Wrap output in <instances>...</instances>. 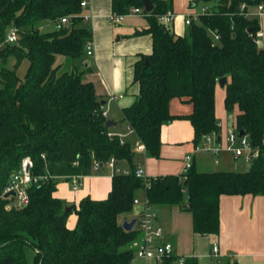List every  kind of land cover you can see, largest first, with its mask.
Instances as JSON below:
<instances>
[{"label": "trees", "instance_id": "trees-1", "mask_svg": "<svg viewBox=\"0 0 264 264\" xmlns=\"http://www.w3.org/2000/svg\"><path fill=\"white\" fill-rule=\"evenodd\" d=\"M82 1L0 0V264H131L138 223L125 231L119 219L133 211L138 190L152 207L177 205L189 211L195 236L219 233L221 196H264V50L248 32L259 28L257 21L240 12L242 3L254 6L264 0L192 2L212 5L213 13L200 16L182 36L158 22L172 13L173 0H151L153 10L144 13L145 25L133 36L150 35L152 51L134 64L139 91L122 109V121L144 145L146 156L159 158L162 126L180 118L169 112L173 99L192 105V113L183 118L192 126L196 146L204 136L218 135L214 94L221 78L226 79L225 111L238 110L234 127L248 135L259 155L245 172H199L191 165L179 175L147 177L146 184L135 175L131 143L108 136L105 100L83 81L91 33L84 25ZM141 7V0H111L117 15ZM62 18L66 24H59ZM43 23L57 27L41 32ZM10 27L18 29L13 44L5 42ZM63 58L72 61V68L62 72ZM24 60L28 67L19 77ZM10 61L14 64L7 69ZM25 157L32 162V176L50 178L31 185L27 205L19 207L13 197L4 198V189ZM111 158L131 170L113 173L105 199L84 198L67 212L70 206L54 196V178L90 176L94 164L100 171ZM73 213L76 223L70 229ZM177 259L172 254L158 264H177ZM184 264L196 261L185 259Z\"/></svg>", "mask_w": 264, "mask_h": 264}, {"label": "crops", "instance_id": "crops-1", "mask_svg": "<svg viewBox=\"0 0 264 264\" xmlns=\"http://www.w3.org/2000/svg\"><path fill=\"white\" fill-rule=\"evenodd\" d=\"M199 0H173L172 13L175 18L172 22L171 31L179 36L185 32L186 26L183 19L192 2ZM87 6L83 9L86 16L84 25L91 33L93 54L85 57L84 67L88 71L83 75V81L91 82L99 98L105 100L107 120L116 123L110 127L111 134L124 135L123 140L129 141L133 147L134 157L132 164L135 169H142L144 175L149 178L163 175H179L183 173L184 158L191 156V164L199 172L233 171L245 172L249 164L242 159H236L227 152L218 155L207 153H195L196 144L193 141V129L189 121L183 117L192 113V105L180 99H173L169 105L171 115L180 118L165 124L161 128V148L159 158L147 157L145 151L134 147L136 137L133 133L127 134V127L122 121V109L129 107L135 100L139 86L133 83V66L141 55H148L152 51L150 35L133 36L136 28L145 25L143 16L127 17L123 23L112 24L108 16L112 13L111 0H86ZM196 4V3H195ZM196 10L203 3L196 4ZM209 6V5H208ZM207 6V7H208ZM210 5L209 7H211ZM264 17L257 21L258 26L264 30ZM115 96V101H109V97ZM121 96V97H120ZM225 89L218 83L215 86L214 111L219 122L220 130L218 137L221 143H225L228 123L223 121L221 110L224 109ZM234 115L238 110H233ZM129 167L126 162L115 163L116 168L122 173L128 172L127 168H120L121 164ZM113 171L103 166L100 171H94L92 175L82 177L78 190L71 191L70 182L65 177L54 178V196L65 201L70 208H76L84 198L103 200L111 189V177ZM139 198L135 193V199L140 204L135 205L133 211L123 216V221L130 222L137 219L142 209V201L145 198L141 190ZM186 207V205H185ZM156 214V225L162 230L166 239L173 245V254L185 259H194L198 264L199 259H215L214 264H240L242 260H254L264 257V196L252 195H223L219 199L220 230L216 236H195L192 232V215L180 206L152 207ZM76 223L75 214H71L67 221V227L73 228ZM135 226V225H134ZM210 240V241H208ZM208 241V242H207ZM212 243L204 250V244ZM213 244L218 245L219 255H211ZM206 245V244H205ZM131 264H156L154 261H142L133 259Z\"/></svg>", "mask_w": 264, "mask_h": 264}, {"label": "built area", "instance_id": "built-area-1", "mask_svg": "<svg viewBox=\"0 0 264 264\" xmlns=\"http://www.w3.org/2000/svg\"><path fill=\"white\" fill-rule=\"evenodd\" d=\"M87 6L86 0L81 2V7L85 8ZM196 4H192V7L188 10L187 14L184 16L183 22L187 27L192 22L197 21L198 18L202 15H210L213 13L212 9L207 6H202L199 10H196ZM241 14L250 20L260 21L264 17V4H258L254 6H249L246 3L240 5ZM143 7L141 8H131L126 14H113L111 13L108 16V21L112 24H120L125 21L127 17L131 16H143L144 15ZM175 16L173 13H166L158 18V22L162 26H171ZM86 20L87 17L84 16ZM67 19L62 18L59 21V24H66ZM249 36L253 42L257 45L258 48L264 50V30L260 27L255 32H250ZM18 40V29L16 27H10L6 33L5 42L7 44L16 43ZM215 40H218V37L215 36ZM85 55L87 57L92 56L93 54V44L91 40L87 41L84 48ZM121 97V96H120ZM117 97H109V101H115ZM103 117H107V111L104 110ZM134 134V131L127 127V134ZM108 136H117L121 143L124 142V135H115L108 133ZM134 147L140 151H145L144 145L136 140ZM221 152H227L236 159H242L245 163L249 164L258 157L259 151L257 148L252 147L249 144V137L246 134L240 135V133L235 129L231 128L227 131L225 137V143H221L217 134L211 133L203 137L200 145L195 147V153H207L211 155H218ZM191 156H186L184 158V169L183 172H186L191 167ZM113 173H122L119 169L116 168L115 160L111 158L106 164ZM32 168V162L28 157L22 159L19 166V170L14 172L9 179L7 187L4 189V194L13 191L15 196L16 205L19 207L26 206L28 203V188L39 182L48 180L50 177L41 176L34 177L30 174ZM93 170H98V164H94ZM127 172H124L126 174ZM135 175L139 178H142L147 183V177L144 175L142 169H136ZM70 182L71 188L73 191L79 189L81 185L82 176H70L67 177ZM134 206L139 205L140 202L137 199L133 201ZM142 209L137 215L136 222L138 223V229L140 231V238L135 244L134 247V258L142 261H154L155 263H160L162 259L168 258L173 254V245L166 239L162 233V230L156 225V214L153 211L151 205H149L146 198L142 201ZM211 255L217 257L219 255L218 245L213 244L211 247ZM185 258L178 257L177 264H184Z\"/></svg>", "mask_w": 264, "mask_h": 264}, {"label": "rangeland", "instance_id": "rangeland-1", "mask_svg": "<svg viewBox=\"0 0 264 264\" xmlns=\"http://www.w3.org/2000/svg\"><path fill=\"white\" fill-rule=\"evenodd\" d=\"M263 26H264V21H263ZM56 27H57V25L55 23H43V24L40 25L39 29H40L41 32H48V31H50L52 29H55ZM61 63H63L61 65V69H60L62 72L63 71H68V70H70L72 68V61L70 59H68V58H63V60L60 61L59 64H61ZM13 64H14L13 61H10L8 64L4 65V67H7V69H9V68H11L13 66ZM0 65H2V63ZM27 67H28V61L27 60L22 61V63L17 68V75L19 77H22L24 75V73L26 72ZM221 113L224 116L223 121L227 122L228 126L230 128L233 125V123H234V118H235L234 113L233 112L232 113L224 112V109L221 110ZM202 154H204V153H202ZM120 168L122 170V169L127 168V166H125L122 163L120 165ZM127 169H129L127 171H130L131 170L130 166ZM70 188H71V186H70ZM71 191H73V190H71ZM141 193H142L141 190H138L137 195H138L139 198L141 197ZM119 220H120V222L123 221V219L121 220V218ZM123 222H122V224H123ZM208 241H210V240H208ZM205 244L203 246V248H205L204 250L208 249L211 246L212 243L210 242L209 245L207 243H205ZM210 251H211V249H210ZM214 260L215 259L212 258V259H199L197 261H198V264H214ZM250 261H251V259L242 260V262L240 264H247V263H250ZM253 263L254 264H264V257H260L259 259L254 260Z\"/></svg>", "mask_w": 264, "mask_h": 264}, {"label": "water", "instance_id": "water-1", "mask_svg": "<svg viewBox=\"0 0 264 264\" xmlns=\"http://www.w3.org/2000/svg\"><path fill=\"white\" fill-rule=\"evenodd\" d=\"M141 4H142L143 10L146 14L150 13L153 10V4H152L151 0H141ZM252 30H253L252 28H249L248 32H251ZM217 83L220 87H224V85L226 83V79L221 78L217 81ZM103 104H104V102H102V105ZM115 125H116V123L112 120H107L105 122L106 128H110V127H113ZM242 134H243V132L241 131L240 135H242ZM14 196H15V193L13 191H9V192L4 194V198L14 197ZM186 208H189L188 204L186 205ZM66 211L67 212L71 211V208L70 207L67 208ZM135 224H136V219H133L130 222L124 221L122 224V227L124 228L125 231H130L134 227Z\"/></svg>", "mask_w": 264, "mask_h": 264}]
</instances>
